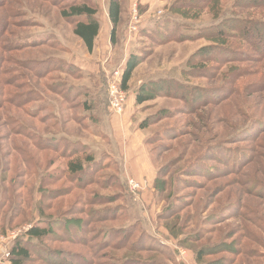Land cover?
I'll list each match as a JSON object with an SVG mask.
<instances>
[{
  "label": "rangeland",
  "instance_id": "374dc122",
  "mask_svg": "<svg viewBox=\"0 0 264 264\" xmlns=\"http://www.w3.org/2000/svg\"><path fill=\"white\" fill-rule=\"evenodd\" d=\"M119 1L113 43L110 0H0V65L7 70L0 73V264H13L12 247L19 239L27 243L26 232L42 222L39 211L53 233L27 243L31 257L22 264H112L127 254L146 264H198L195 248L205 252V264H264V57L235 39L227 45L238 49L236 56L251 55L220 62L213 59L219 42L205 35L232 16L257 27L264 3ZM80 2L97 8L104 30L92 53L61 13ZM167 27L175 34L159 40ZM132 54L141 60L129 90L121 89L120 113L111 107L109 82L121 85ZM8 69L22 71L19 89L5 81L13 73ZM161 81L168 90L161 92ZM52 82L62 83L65 97L49 89ZM30 90L28 103L13 100ZM191 93L193 100L183 99ZM138 94L147 98L142 104ZM41 136L61 141V151L38 141ZM66 142L81 144L75 156L86 153L109 167L95 181L78 182L66 171ZM213 145L231 151L205 159ZM231 153L242 155L235 157L240 166H232ZM100 200L96 207L115 208L112 216L121 217L96 224L88 212ZM134 226L133 240L116 248L123 235L111 238L110 231ZM144 234L158 243L152 248L154 241L146 240L147 247L130 251ZM187 238L193 248L181 244ZM104 239L112 241L102 249Z\"/></svg>",
  "mask_w": 264,
  "mask_h": 264
},
{
  "label": "trees",
  "instance_id": "16d2710c",
  "mask_svg": "<svg viewBox=\"0 0 264 264\" xmlns=\"http://www.w3.org/2000/svg\"><path fill=\"white\" fill-rule=\"evenodd\" d=\"M193 1H195V0H181V5L193 6V5H195L193 3ZM211 1H213V0H203V5H207V3H210ZM238 2H240V0H238ZM262 3H264V0H245L244 2H241L240 4H242L243 6H258ZM61 13L65 18L71 19L74 21V23H75V27H74L75 35L77 37H79L84 42L88 51L92 52L94 49L95 41H96L97 37L99 36L100 30H101V24L98 21V19L95 17V15L97 14V8L94 7L93 5H90L87 2H83V3L80 2V3H74V4L70 5L69 8L64 7ZM109 16H110V20L112 22V30H111V36L110 37H111V41L113 43H115L117 41L116 38H117L118 28H119V25H120L121 19H122V5H121L119 0H110ZM245 22H247V21H244V19H240L239 17L232 16V17L226 19L222 24H219V25L213 26V27H209L206 29V32H207V33H205L206 37H208L209 39H212V40H216L220 44V46L217 48V50H213V59L217 58L218 61H220V62L230 61L232 59H237L239 57V56H236L237 53H235L237 48L234 49V48H232V46L227 45L228 43L232 42V40L234 41L235 39L239 40L238 43L241 44L242 46L244 45L243 47H251V49H253L255 52L261 53L260 57H264V49H263V44H262V42L264 41V21H261L260 23H258L257 27H251L250 25H248ZM260 28H263V30H261ZM165 31H166L165 33L161 34V37H159L160 38L159 40L164 41L167 39H171V36L173 34H175V30L173 28L167 27V29H165ZM14 46L20 47L22 45L14 44ZM223 48L228 49V50L225 51ZM215 53H218V54H215ZM240 54H242V55L239 58H246L247 56L249 57V55H251V54H248L245 52H240ZM140 60L141 59L139 57H137L136 55H133V54L129 57V59L126 63L125 69H124L122 82H121V86L125 90H129L128 84H129L131 77L133 75V72L136 69L137 65L139 64ZM201 66L202 67H199V69L203 70L204 69L203 61L201 63ZM0 68H1V65H0ZM45 69H47L46 72H48V70L50 69L49 65H47ZM8 70L12 71L13 73H11V75L9 77H7V78L5 77L7 79L5 81L8 82L9 84L12 83L16 88L19 89L20 83H18V82L16 83V81L23 80L22 71H17L15 73L13 71V69L12 70L8 69ZM6 71H7L6 69L1 68V70H0V73L2 72L1 75L2 76L5 75ZM38 74H40V73H38ZM43 74H45V73L41 72V76ZM236 75H238V74H235V76ZM234 78L235 77H232V76L230 77V79H234ZM24 84H25V86H27L26 83H24ZM165 85L166 84L163 83V81L159 82V87L163 88V89H161V92L168 90L165 87ZM48 87L53 93H57L60 95L62 94L64 96V92H65L66 88H63L62 83L54 84V82H52V83H49ZM177 87H179L185 91L188 90V88H186L180 84H178ZM227 88H228L227 95H229L231 90L233 89V87L230 86ZM72 90H73L72 88H67L66 98H67V96H69L68 92L72 91ZM223 90H225V89H222L220 91V93ZM33 92H34L33 90L22 91V92L17 91L16 96H14L13 100L16 98L15 101L18 105H24V104L28 103L29 101H31L32 99H34V93ZM3 94H4V92H3ZM222 95H225V94L222 93ZM192 96H193L192 93L187 94V95H183V99L189 98V100H193L194 97H192ZM67 99L69 101H71L69 98H67ZM146 99L147 98H145V96L143 94H138L136 100H137L138 104H142ZM7 100L8 99H6V100L2 99L1 101L7 102ZM9 120H11V119H9ZM141 127H144V125H141ZM38 138H39L38 141H40L42 143H46L48 147L61 151V149L59 147L61 145V141H57V139H54L51 137H42L41 136ZM66 143L67 144L63 145V147H62L65 149V150H63V152L65 154V159L67 160L66 161V171H67V174L74 177L78 182H83L84 184H88L91 181H95V175L97 174V172L100 171V169H102V168H106V166L109 167V165H103L104 164L103 159L100 162H96L92 155H89L86 153L75 156V153L77 152L76 150L80 149L81 144H79L78 142H74V143L66 142ZM215 150L218 151L216 154L219 155V152H220V154L222 152L224 154H227V151L230 149L228 147H224L222 145L210 146L209 150H207L206 154H204L205 159H207V157L211 155V152H214ZM230 156H231V158H230L231 160H233V159L235 160V161H233V163H231L232 166H237V167L240 166V162H236V161L240 160L239 158L242 157V155H238V153H236V154L231 153ZM236 156H238L237 160L235 159ZM227 158H229V157H227ZM241 160L243 161V158ZM204 169L209 170V168H207V164L203 161V170ZM89 174H91V175H89ZM45 177L48 178L47 175H45ZM117 177L119 180L120 177L119 176H117ZM108 181H109V183H110V181H112L111 177L104 182L105 187L108 184ZM96 192L93 193L92 195L94 196V198L100 199L99 193L97 194ZM87 201H89V199ZM101 201H104V200H100V203H96L95 205L93 204V206H91L90 211L88 212V214L95 219V223L99 224V225H101L102 222L110 220L109 216H112L113 212L118 211L115 208H113L114 211L112 209L110 210L109 207H105V209H103V210L99 209L96 206H98V204H102ZM39 212H40L39 216H41L42 222L33 225L26 232V235L28 236V238L26 239V242L28 244H29V242H33V241H36L37 243H39V242L41 243L44 240H48L49 237L52 236L53 231L51 229L52 224H49L50 219L48 217H45V215H43V213H41V211H39ZM112 217L120 218L121 216L116 214V215H113ZM56 223H60V221L57 220ZM98 227H101V226H98ZM168 227L171 231L174 229L173 227L172 228L170 226H168ZM100 230L102 232L104 231L102 228ZM136 232H137L136 226H134L127 233L119 231V230L118 231L111 230L110 234H111V238L116 237V235L117 236L123 235L122 239L119 240V242L114 244L116 246V248H119L122 243L129 244V242H131V240H133V237H134ZM75 234L82 236L84 234V231L77 228L75 230ZM173 235L178 237V235L176 233ZM22 240L23 239L17 240V242L12 247L11 259L13 261V264H22L23 261L29 260L31 257L30 249L26 246L27 243H24V241H22ZM146 240H148V241L153 240L154 242H153V244L148 245V244H145V242H144ZM111 241L112 240H110V239H106V240L104 239V241L102 242V244L99 247L103 249L104 248L103 246H105L106 244H110ZM134 242H136V243H134L135 245L129 246L130 251H132V250L135 251L136 250L135 248H137V246L147 247V245H148V247L153 248V245L155 243H158L151 236V234L141 235L139 237V239L134 241ZM194 242L195 241L193 238H187L184 241H182L181 244L188 246V247H192V244ZM159 245H161V244H159ZM161 251H165V250L162 249ZM195 252H196L197 263L198 264H205L206 263L205 252L203 251V253H202L197 248H195ZM113 256L115 257L116 254ZM133 259H134V257H131L129 254H127L125 257H123V259L121 261H116L118 263H112V264H146L145 261L142 262V260H141V261L137 262V261H134Z\"/></svg>",
  "mask_w": 264,
  "mask_h": 264
},
{
  "label": "built area",
  "instance_id": "2783aa9c",
  "mask_svg": "<svg viewBox=\"0 0 264 264\" xmlns=\"http://www.w3.org/2000/svg\"><path fill=\"white\" fill-rule=\"evenodd\" d=\"M133 29L136 30V26H133ZM109 94H110V104L113 110L122 113L123 107H124V100H125V93L121 90L122 86L120 85V81H116L115 79H112L111 82H109ZM134 187H137L138 185L134 182H132ZM28 230V229H26ZM15 233V237H16ZM13 237V238H15ZM7 252V251H6ZM10 255V253H8Z\"/></svg>",
  "mask_w": 264,
  "mask_h": 264
},
{
  "label": "crops",
  "instance_id": "0c3cea01",
  "mask_svg": "<svg viewBox=\"0 0 264 264\" xmlns=\"http://www.w3.org/2000/svg\"><path fill=\"white\" fill-rule=\"evenodd\" d=\"M102 29H103V28H102V26H101V30H100V33H99V36L97 37V39L100 38V36L102 35V32L104 31V30H102ZM107 29H108V28H107ZM108 30H109V29H108ZM110 30H112V27L110 28ZM110 30H109V31H110ZM97 39H96L95 43L97 42ZM94 49H95V48H94ZM94 49H93V51H94ZM93 51H92V52H93ZM92 52H90V53H92ZM113 126H114V124H113Z\"/></svg>",
  "mask_w": 264,
  "mask_h": 264
}]
</instances>
